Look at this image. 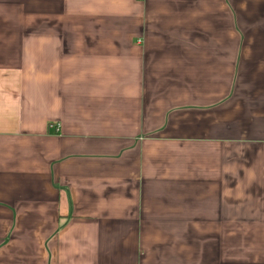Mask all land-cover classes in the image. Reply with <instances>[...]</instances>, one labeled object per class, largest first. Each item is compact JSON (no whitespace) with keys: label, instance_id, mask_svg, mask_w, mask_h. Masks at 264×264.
<instances>
[{"label":"crops","instance_id":"obj_1","mask_svg":"<svg viewBox=\"0 0 264 264\" xmlns=\"http://www.w3.org/2000/svg\"><path fill=\"white\" fill-rule=\"evenodd\" d=\"M0 264H264V0H0Z\"/></svg>","mask_w":264,"mask_h":264},{"label":"built area","instance_id":"obj_2","mask_svg":"<svg viewBox=\"0 0 264 264\" xmlns=\"http://www.w3.org/2000/svg\"><path fill=\"white\" fill-rule=\"evenodd\" d=\"M53 128V126H50V129H52Z\"/></svg>","mask_w":264,"mask_h":264}]
</instances>
